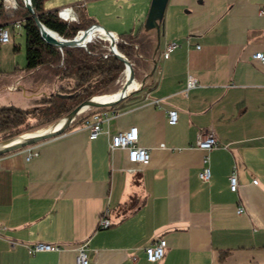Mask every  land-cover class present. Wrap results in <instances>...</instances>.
I'll return each instance as SVG.
<instances>
[{
    "label": "crops",
    "instance_id": "1",
    "mask_svg": "<svg viewBox=\"0 0 264 264\" xmlns=\"http://www.w3.org/2000/svg\"><path fill=\"white\" fill-rule=\"evenodd\" d=\"M146 33L153 49L139 55L149 68L136 77L144 83L102 109L96 138L84 126L88 113L61 134L0 155V264H75L81 245L89 264H264V60L253 56L264 52V0H168L155 54L157 32ZM168 41L179 45L165 58ZM40 68L1 72L0 96L34 90L35 81L22 79ZM189 75L198 84L186 89ZM13 99L0 104L17 106ZM172 108L175 124L167 121ZM133 125L147 164L110 147L113 133ZM207 129L219 145L205 151L193 144ZM28 146L37 154L26 159ZM205 155L207 180L199 176ZM104 213L111 223L100 228ZM158 237L164 255L149 262L143 248ZM37 242L59 250L29 254Z\"/></svg>",
    "mask_w": 264,
    "mask_h": 264
},
{
    "label": "trees",
    "instance_id": "2",
    "mask_svg": "<svg viewBox=\"0 0 264 264\" xmlns=\"http://www.w3.org/2000/svg\"><path fill=\"white\" fill-rule=\"evenodd\" d=\"M16 1L17 6L12 17L24 19L26 62L23 68L35 70L47 66L59 78H73L74 86L82 87V89L75 95L77 99L71 104L64 99L59 104V110L54 114L35 118L29 122H26V109L0 104V140L11 138L57 120L85 98L103 92L119 77L125 67L124 62L114 55L108 49L107 43L101 39L88 41L86 46L66 45L58 47L46 42L41 36L34 14L24 5L23 0ZM31 3L34 7V13L44 25L67 38H72L79 30L97 23L94 17L86 16L82 8L79 11L74 10L77 20H66L58 15L59 7L46 6L45 0H31ZM80 6L84 5L81 3ZM8 18V14L3 9L2 0H0V22ZM118 38V50L131 62L133 61L134 65L137 61L144 65L148 64L146 59L138 57L139 54L150 57L153 49V40L146 31H143L141 27L135 31L130 29L118 33ZM17 49L18 45H15L14 50ZM60 87L66 88L65 86ZM70 97L73 96L70 95ZM102 109L100 108V110ZM82 118L76 120L73 125Z\"/></svg>",
    "mask_w": 264,
    "mask_h": 264
},
{
    "label": "rangeland",
    "instance_id": "3",
    "mask_svg": "<svg viewBox=\"0 0 264 264\" xmlns=\"http://www.w3.org/2000/svg\"><path fill=\"white\" fill-rule=\"evenodd\" d=\"M81 3L84 6L81 7ZM45 5L49 7L56 6L59 8L64 5H71L76 11H79L80 8H82L85 15L88 17H97L99 20L117 25L118 28H126V30L131 28L135 31L142 26L144 31L153 33L156 31L155 28H144V21L148 13L150 0H45ZM98 24H100V22ZM7 26L10 30L11 39L8 42H0V73L11 72L16 68L23 69L26 73H29L30 70L23 68L26 62L25 34L23 28L18 32V29L11 24ZM103 26L108 29L105 25ZM96 39L105 41L107 46H109V40L105 39V37L95 36L90 41ZM15 45H18L17 50H14ZM138 57L142 58L140 55H138ZM132 64L134 65L133 61ZM134 67L135 76L138 77L144 67L147 69L149 68V64L144 65L140 61H137ZM29 79L35 81L33 85L34 90L28 92L29 95L25 94L23 89L19 87L16 92L9 94L3 93L0 96V98L4 96L3 98H5V100H7V98L9 99V96H12V98H14L13 100L16 101L15 104L17 106L26 109V122L32 121L35 118H43L54 114L59 110V104L64 99L71 104L77 99L75 95L82 89V87L77 88L74 86L73 78H59L47 66H42L38 72L32 73L30 78H23L22 82L24 83ZM139 81L137 82L139 83ZM124 83L125 74L121 73L118 79L109 85L103 92L97 93L94 96L104 94L114 95L115 92H119L122 89ZM60 86H65L66 88H61ZM2 90V87H0V92ZM46 90L47 94L45 95L44 93ZM70 95L73 97H70ZM5 100L0 99V102L7 103L8 100ZM90 109L94 108H88L77 116L87 113Z\"/></svg>",
    "mask_w": 264,
    "mask_h": 264
},
{
    "label": "built area",
    "instance_id": "4",
    "mask_svg": "<svg viewBox=\"0 0 264 264\" xmlns=\"http://www.w3.org/2000/svg\"><path fill=\"white\" fill-rule=\"evenodd\" d=\"M2 5L4 11L8 14L9 18L3 22H0V42H8L10 41V30L7 25L11 24L13 27L18 29L23 28L24 19L21 17H12L13 11L17 6L16 0H2ZM72 10L74 13V9L71 5H64L59 8L58 15L66 20H77L76 17H72L69 14H64L63 11L66 9ZM76 14V13H75ZM79 33V32H78ZM119 40V38H118ZM179 45L176 41H168L162 51V56L167 58L171 52ZM260 60H264V52L257 51L253 55ZM198 84L197 79L191 75L187 77L186 81V89L196 86ZM107 112L103 110H96L91 112L90 116L85 120L84 126L88 129V137L90 139L96 138L98 134L102 130L101 122L107 116ZM177 110L172 108L168 110L167 121L170 124H175L177 122ZM219 145L218 138L215 132L212 129L204 130L201 133H198L193 146L201 148L205 151H208ZM110 147L117 148L122 147L126 148L128 151V160L131 163L137 164H147L150 161V153L149 149L145 146L138 144V127L133 125L128 129L119 130L111 135L110 138ZM37 151L32 147L28 146L26 148V159H29L33 155H36ZM207 155L204 156L203 161L204 165L202 166L199 176L203 180H207L210 177V168L207 165ZM256 182V179L253 180ZM229 186L230 189L235 191L238 187V182L236 178V174L233 171L229 175ZM239 212L242 211V208L238 209ZM111 221L109 217L106 216V213L100 217L98 225L100 228H106L110 225ZM166 247V241L163 237H158V239L152 241L147 246L143 248V253L146 259L149 262H158L162 259L164 255V250ZM59 250V246L51 245L43 242H37L33 245L28 246L29 254H34L36 252L41 251H55ZM75 264H89L84 245H81L75 256Z\"/></svg>",
    "mask_w": 264,
    "mask_h": 264
},
{
    "label": "water",
    "instance_id": "5",
    "mask_svg": "<svg viewBox=\"0 0 264 264\" xmlns=\"http://www.w3.org/2000/svg\"><path fill=\"white\" fill-rule=\"evenodd\" d=\"M167 1L168 0H150L148 13H147L146 19L144 21V28L145 29L155 28L156 32H157V45H156L155 49L153 50L154 54L156 53L157 48H158V41L160 38V29H161V21H162V17L164 14V10H165ZM23 2H24V5L34 14V18H35L36 24L39 28V31L41 33V36L46 42L53 44V45H56L58 47H62V46H66V45L67 46H86V42L79 43L76 41V37H77L78 33L72 38H67V37L60 35L55 30L44 25L38 19L36 14L34 13V7L31 3V0H23ZM92 26H100L109 34H111V32H112V31L106 29L104 26L97 24V23L91 24L89 27H87L85 29H81L78 32L86 31L89 28H91ZM117 39H118V35L116 34V38H112V40H109L108 49L114 55H116L118 58H120L124 62V65H125L124 69L126 68L127 64H130V71H129V75H128V80L132 81V80L136 79L133 64L126 56H124L118 50V48H117L118 40ZM152 61H153V67L150 70L151 73L154 71L155 64H156V58L154 57V55L152 57ZM124 69L122 70L121 73H123ZM144 80H145V77L140 81V84L138 85V87L128 91L127 93L121 94L119 97H117L116 99H114L112 101H105V102L94 101L93 100L94 95H92L90 97L85 98L82 102H80L75 107H73L67 114L63 115L62 117L58 118L57 120H55V121H53L47 125L41 126L39 128L33 129V130L22 132L16 136L11 137V138L0 140V155L14 151V150H17L19 148H23L29 144H32V143H35L37 141H40V140H43L46 138H50L52 136H55V135H58V134L65 132L69 127L73 126V124L75 123L76 120H78L80 117H83V114H81V116H77V115L80 114L81 112H83L84 110H87L88 108H94V109H90L87 113H84V114H88V113H91L93 111L100 110V108H103V109L108 108V107L112 106L113 104H115L116 102H118L119 100H121L122 98L126 97L132 91L138 89L144 83ZM126 87H127L126 84L123 85L122 90L124 91L126 89ZM61 120H62V122L60 125H58L57 127H51L53 124H55Z\"/></svg>",
    "mask_w": 264,
    "mask_h": 264
},
{
    "label": "bare ground",
    "instance_id": "6",
    "mask_svg": "<svg viewBox=\"0 0 264 264\" xmlns=\"http://www.w3.org/2000/svg\"><path fill=\"white\" fill-rule=\"evenodd\" d=\"M63 13L69 14L72 17H76V14L72 10H70L69 8L64 10ZM95 36H100L103 38L105 37V39H107V40H112V38H116V34H114L112 32H111V34H109L100 26H92L91 28H89L86 31L79 32L77 34L76 41L79 43H84V42L88 43V41H90ZM129 71H130V64H127L126 68L123 71V73L125 74L124 85L125 84L127 85V87L124 91L121 89L119 92H115L117 94L114 93V95L113 94L97 95V96L93 97V100L94 101H102V102L112 101V100L116 99L117 97H119L121 94L127 93L128 91L138 87L139 83L135 79L132 81L128 80ZM61 122H62V120L53 124L51 127H57L58 125L61 124Z\"/></svg>",
    "mask_w": 264,
    "mask_h": 264
}]
</instances>
